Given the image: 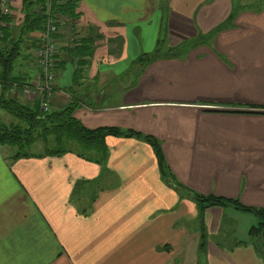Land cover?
Instances as JSON below:
<instances>
[{
  "label": "crops",
  "instance_id": "crops-1",
  "mask_svg": "<svg viewBox=\"0 0 264 264\" xmlns=\"http://www.w3.org/2000/svg\"><path fill=\"white\" fill-rule=\"evenodd\" d=\"M47 1L28 0L36 10ZM73 1L80 15L58 34L52 108L84 97L76 116L86 126L156 138L172 177L138 136H107L104 165L46 148L13 159L0 144V264H198L202 226L206 264H264L255 216L202 212L168 184L264 208V0H165V10L160 0ZM23 7L11 0L14 36ZM163 26V49L190 44L186 54L139 68ZM28 36L36 44L40 29Z\"/></svg>",
  "mask_w": 264,
  "mask_h": 264
},
{
  "label": "trees",
  "instance_id": "trees-1",
  "mask_svg": "<svg viewBox=\"0 0 264 264\" xmlns=\"http://www.w3.org/2000/svg\"><path fill=\"white\" fill-rule=\"evenodd\" d=\"M161 1L163 10H165L166 2L165 0ZM48 3L49 0L46 4L40 5L43 6L42 10H38L39 7L36 10L32 2L24 0V21L17 36H14L13 31L8 29L6 24H3L9 22V16L3 17V22L0 21V109L14 117V121L10 124H0V144L18 149V152L12 156L15 159L34 155L31 151H27V148L31 147L35 142L42 140L46 145L45 155L62 156L64 155L63 153L75 152L84 159L104 165L109 153V146L106 142L107 136H138L143 137L152 145L163 177L165 179H167L166 177H172L161 145L156 138L143 135L136 130L122 129L118 126L88 127L78 119L76 113L82 107L84 97H75L61 108H52L49 112H43L37 101H31L23 96L21 92L22 86L28 84L26 65L33 59L32 52L38 43L36 41V44H32L34 42H30L28 34L29 32L43 28L45 20L49 15L45 11ZM50 10V14L61 13L73 19L80 15L78 4L73 0H66L64 3L61 0H51ZM232 16L233 14L210 34L225 27L232 19ZM165 27L163 28L162 37L158 40L159 47L151 53L142 54L137 59L136 63L139 68H144L145 65L155 59L183 57L186 54L190 44L183 43L181 46L168 50L162 48L161 45L166 38ZM205 39L206 36L200 35L196 39V42L204 41ZM85 42H88V39L72 47V51L76 56L81 54V48ZM141 70L139 71L141 72ZM51 137H53L56 144L61 145L65 143L66 150L60 151L59 149L49 148L50 144L48 142ZM107 171L108 169L105 167V173ZM168 184L176 190L183 189L189 191L190 198L195 201L202 212L209 207L220 206L223 208L230 207L255 216L258 222L250 230V239L257 244L260 254L264 251V208L245 205L238 198L214 194L203 195L187 188H182L179 183L174 181ZM79 185L80 183L76 187ZM207 240V231L202 226L198 264H206ZM234 243L235 245H239L240 242L234 241Z\"/></svg>",
  "mask_w": 264,
  "mask_h": 264
},
{
  "label": "built area",
  "instance_id": "built-area-1",
  "mask_svg": "<svg viewBox=\"0 0 264 264\" xmlns=\"http://www.w3.org/2000/svg\"><path fill=\"white\" fill-rule=\"evenodd\" d=\"M64 3L66 0H61ZM48 17L43 28L40 30L39 41L35 47L32 66L35 69L34 76L28 84L22 86V94L31 101H37L43 112L52 109V97L54 94L56 70L58 67V34L61 26L65 24L68 28H73V18L61 13H51V0L46 6ZM43 6H39L38 10ZM12 12L11 0H0V21L4 16H9ZM4 24V23H3Z\"/></svg>",
  "mask_w": 264,
  "mask_h": 264
},
{
  "label": "rangeland",
  "instance_id": "rangeland-1",
  "mask_svg": "<svg viewBox=\"0 0 264 264\" xmlns=\"http://www.w3.org/2000/svg\"><path fill=\"white\" fill-rule=\"evenodd\" d=\"M161 1V0H160ZM163 28H164V26H163ZM163 28H162V30H163ZM147 33L149 32V30H145ZM169 36V35H168ZM146 42L145 43H147L148 44V46L150 45H153V42L150 40V39H147V40H145ZM141 45H139V47H140ZM162 46V48H163V45H161ZM190 46V45H189ZM156 47V46H155ZM158 47H159V45H158ZM12 121H14V117L12 116V115H10L8 112H6V111H4V110H2V109H0V123H6V124H10ZM49 144H50V146H49V148H53V149H59L60 151H63L64 149L66 150V145H65V143H63V144H56V142L54 141V139H53V137H51L50 139H49V142H48ZM46 148V145H45V143L42 141V140H39V141H37V142H35L31 147H28L27 148V151H31L32 153L34 152V153H38L39 151H42L43 149H45ZM3 151L5 152V153H9V155L10 156H13L14 154H16L17 152H18V149H16V148H14V147H11V146H6V147H4L3 148ZM43 153H46V150H44V151H42ZM42 152H40V153H42ZM63 154H65V153H63ZM86 190L87 189H85V192H86Z\"/></svg>",
  "mask_w": 264,
  "mask_h": 264
},
{
  "label": "water",
  "instance_id": "water-1",
  "mask_svg": "<svg viewBox=\"0 0 264 264\" xmlns=\"http://www.w3.org/2000/svg\"><path fill=\"white\" fill-rule=\"evenodd\" d=\"M263 234H264V230H263Z\"/></svg>",
  "mask_w": 264,
  "mask_h": 264
}]
</instances>
